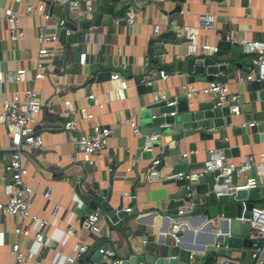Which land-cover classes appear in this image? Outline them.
Instances as JSON below:
<instances>
[{
    "label": "crops",
    "instance_id": "crops-1",
    "mask_svg": "<svg viewBox=\"0 0 264 264\" xmlns=\"http://www.w3.org/2000/svg\"><path fill=\"white\" fill-rule=\"evenodd\" d=\"M74 1H77L78 10H73L70 5L69 16L76 22L77 31L69 30L66 42L56 45V56L46 60L44 72L48 78L34 81L40 49L38 34L46 23L43 18L25 16L26 5H43L45 12L52 15L48 29L51 35L59 32L57 25L60 22H67V1L22 0V4H18L14 0H0L2 8L12 9L22 17L25 36L21 41H12L7 22L0 21V73L27 72V80L20 84H0V113L5 99L11 98L15 91L22 92L29 88H34L45 104L36 120V131L42 135L44 147L27 153L25 162L29 170L26 182L36 192L33 213L49 223L43 230L45 244L38 245L34 241L36 228L29 237H18L15 234L18 226H27L29 221H22L18 217L1 218L0 232L5 234V246L0 248V264H13L12 246L16 243L25 251H33L40 264H66L67 258L75 255L80 243L88 245L89 251L74 264H109L118 258L129 264L135 257L141 260L146 250L157 258L172 254L179 260V264H193L189 259L191 254H195L202 264L210 255H217L216 263L219 258L226 257L241 264H249V249L243 250L247 252L246 257L239 250L228 251L226 256L218 252H207L213 246L211 244L216 245V238L222 235V227L225 226L217 233L212 232L216 222L204 220L202 223L199 212L181 222L175 223L172 220L178 209L169 210L171 197L180 189L174 184L166 185L167 176L174 171L171 158L161 168V180L147 182L151 163L161 159V150H153L152 160H145L142 156L137 159L141 136L133 134L127 121L135 118L139 123L141 102L144 100L149 104L153 101L152 94H148L149 88L153 93L163 94L169 102L178 101L184 94V85L193 86L199 91L205 88L208 83L200 77L190 84L185 70L179 71L177 67L168 70L165 66H178L187 57L203 55V46H217L219 51L214 53L217 63H244L248 68V71L230 70L222 73V76L228 78L226 83L230 85L231 92L239 94L244 103L241 116L231 115L232 126L264 124V98L258 93L257 101H252L250 84H238V79L248 75L254 66L255 54L246 52L249 56L243 55L245 44L264 43V0H248L247 7L242 0H186L184 4H180V0L158 4L151 0H117L116 3H112V0ZM179 5L182 6L181 13L176 11ZM88 7L93 10L88 11ZM128 7L136 10L134 26L125 23ZM207 9L216 18L215 30L199 27V17ZM156 26L159 27V35L167 34L174 27L180 29L188 26L198 36L195 51L188 56L186 43L181 46L156 43L153 38ZM177 39V34L170 38L174 41ZM161 71L168 72L171 78L162 81L158 77ZM102 74H108V79L99 84L96 80ZM234 74H237L236 80ZM123 81L127 82L126 90L122 88ZM149 82L153 85L149 86ZM59 85L62 90L58 93ZM67 101L73 103L79 116L83 112L92 114V125L113 129L109 148L92 158V170L85 168L87 162L79 143L80 136L90 132L91 124L82 121L78 131L64 133L63 127L69 119L64 107ZM192 102L198 105L210 101L199 93ZM247 106L250 107L251 122L246 120ZM223 119L226 120L225 117ZM231 128L221 129L228 131L232 148L240 150L239 157L230 160L235 163H264V133L260 135L263 139L255 143L247 128L249 145H244L242 137L232 136ZM9 133L5 128H0V202L3 204L9 201V196L5 194L6 188L13 184L12 175L6 171L8 160L5 156L11 146ZM158 137L165 146L168 138ZM215 139L220 140L219 135ZM193 144L196 145L195 152L190 149ZM208 146L214 148V142H208ZM176 148H180L183 158L188 155L190 170L194 171L205 164L206 153L200 136L184 139L174 144L172 150ZM192 155L196 156L198 165L190 164ZM73 156L78 158L77 163L71 161ZM249 179H253L251 172L239 175L237 185L244 186ZM260 179L264 181V176ZM110 188L112 208L117 209L122 195H126L124 208L127 209L134 188L135 205L128 211L129 216L116 225L108 221L102 208L98 209L104 214L101 232L91 233L84 223L85 216L93 212L89 206L95 201L94 196H103ZM48 189L49 199L46 200L42 194ZM259 204L263 208L264 199ZM58 206L61 207L58 217H53L52 213ZM174 224H180L179 234L171 232ZM206 224H210L211 231ZM70 228L74 229V237L64 235L65 230ZM110 244L113 251H107L101 257L98 253L100 249ZM155 246H158L159 251ZM139 260L133 261V264H140Z\"/></svg>",
    "mask_w": 264,
    "mask_h": 264
},
{
    "label": "built area",
    "instance_id": "built-area-1",
    "mask_svg": "<svg viewBox=\"0 0 264 264\" xmlns=\"http://www.w3.org/2000/svg\"><path fill=\"white\" fill-rule=\"evenodd\" d=\"M72 5L73 10H78L77 1L66 0ZM152 3H166L168 0H151ZM18 4H22V0H14ZM65 2V3H67ZM64 4V3H63ZM88 11H92L93 8L88 7ZM25 16L31 18H43L46 25L39 30L38 41L40 43V49L37 58V69L34 76V81L45 80L48 75L45 74L46 60L52 59L58 53L56 47L57 44H61L59 33L62 31L69 35L70 31L66 27L67 22H60L57 25L55 34H49V23L52 21V15L49 12H45L44 6L26 5ZM0 21H6L9 26V35L12 41H21L25 38L22 29V17L18 12L12 9H4L0 6ZM215 16L206 10L205 14L199 17V27L204 30H215ZM125 23L128 26H134L136 23V10L129 7L127 10V17ZM177 37L182 40H186L187 54L191 56L195 51V42L197 40V34L192 31L188 26H184L177 31ZM159 36V27L154 28V39ZM245 52L255 54L254 69L246 75L244 78L238 79V84L264 82V43L252 42L246 43ZM203 52L213 51L217 53L219 48L217 46L209 47L203 46ZM158 77L162 81H167L171 78V75L166 71H161ZM27 80V72L21 70L18 72H5L0 73V84H20ZM149 86L153 85L152 82L148 83ZM122 88L127 89V82H122ZM183 93L186 95L189 101L192 102L194 97L199 93L205 95L210 102H212L215 108H228L232 116H241L244 111V103L239 94L232 93L230 85L218 81L209 82L205 88L201 91L197 90L193 86L184 85L182 87ZM62 87H57L59 93ZM169 106H175L176 102H169ZM44 102L38 97L34 88L25 89L22 92L15 91L11 98H7L2 102L3 110L0 113V128H5L10 133L11 146L8 149V154L5 156L8 160L6 171L12 175L13 184L7 186L5 194L9 196L7 204L0 202V219L7 217H18L22 221H29L27 226L21 225L15 229V234L18 237H29L31 231H34V241L38 245H44L46 236L43 230L48 226V221L40 218L33 213V198L36 195L35 190L26 182V178L29 175L28 165L25 162L26 154L31 150H40L44 147V140L41 134L36 131V120L41 114ZM65 111L69 116L68 121L65 123L63 130L64 133L71 134L78 131L82 121H87L90 125V132L83 133L80 136L79 143L85 147L83 152L85 162H92V158L101 155L110 146V140L113 135V129L109 127L92 125L94 116L92 114L82 113L79 116L78 112L74 109L73 103L67 101L64 103ZM100 108L103 106H99ZM174 115V114H172ZM135 136L140 137L141 129L139 123L135 118H131L127 121ZM250 127L254 126L253 123L249 124ZM159 142L158 136H152L146 139L144 145V152H152L153 145ZM206 161L205 164L189 174L180 173L177 175L170 174L167 176L170 180H188L190 182H196L201 176L209 175L215 171L219 172V177L225 178L224 186L227 190L221 195L234 196L237 191L242 189H254L258 187L255 179H249L244 186H232V175L237 176L251 172L253 168H256L257 176H264V163L255 164L252 161H246L244 163H235L229 159H226L223 153L218 156H213ZM184 158H188V155H184ZM71 161L78 162V158L73 156ZM160 160H153L146 176L147 182L161 180ZM189 193L183 198L184 205L181 206L176 216L172 220L177 223L187 218L193 217L199 209V197L195 194L192 188H187ZM50 189L46 190L42 197L46 200L49 199ZM60 206L56 207L52 213L53 217H58V211ZM131 211V210H129ZM104 219L102 211L96 210L88 213L85 216L84 223L87 225L91 233L100 234L101 224ZM251 226L250 240L253 241V247L250 249L249 264H264V209H255L252 213V218L249 221H243ZM173 234H179L181 232L180 224H174L171 228ZM66 237H74L75 232L73 228L67 229L64 232ZM5 246V234L0 232V248ZM216 248H219L217 246ZM89 251L88 245L80 243L77 246L75 255L67 258L66 264H74L82 256L86 255ZM101 254L107 252L100 249ZM12 254L14 256L13 264H40L37 260V256L33 251H25L19 243L12 246ZM193 264H202L198 261L195 254H191L189 257ZM123 259H114L109 264H125ZM217 264H241L236 260L227 259L226 257L219 258Z\"/></svg>",
    "mask_w": 264,
    "mask_h": 264
},
{
    "label": "water",
    "instance_id": "water-1",
    "mask_svg": "<svg viewBox=\"0 0 264 264\" xmlns=\"http://www.w3.org/2000/svg\"><path fill=\"white\" fill-rule=\"evenodd\" d=\"M117 0H112V3H116ZM212 2L216 0H211ZM186 0H180V4H184ZM243 4L247 7L248 0H242ZM129 8V7H128ZM127 8V10H128ZM65 10L67 14L66 27L69 30L77 31L76 22L70 18V3H65ZM177 12H182V6L179 5L176 9ZM91 24H88V26ZM179 30V27H174L167 34L159 35L154 41L159 44L181 46L186 43V40L177 39L170 40L174 37ZM60 42L64 44L66 42V32L62 31L60 36ZM245 52V51H244ZM245 57L249 56L246 52L243 54ZM213 51L204 52L203 55L198 57H187L181 61L178 66L176 64L172 66H165L166 69H175L179 71L185 70L186 75L189 77V83L196 82V78L200 77L201 80L209 82H222L226 83L228 78L222 76V73L227 71H248L244 63H217ZM216 56H220L217 54ZM254 69V66L252 70ZM234 79H237V74H234ZM104 79H108V74H102L97 78V83H103ZM249 90L252 92L251 100L257 101L258 93L260 97L264 98V82H253L250 84ZM148 94H152V103L147 104L144 100L141 102V111L138 114V121L141 130V139L139 141V150L136 154L137 159L141 156L145 160L153 159L152 152H143L146 139L152 136H161L168 138L165 140L166 144L163 146V142L159 141L153 145V150L160 149V170L163 168L167 159L171 158L174 171L172 174L177 175L185 173L186 175L192 172L189 167V160L183 158L180 154V148L172 150L174 144L180 143L184 139L200 136V140L204 143V150L206 153V161L213 156H218L223 153L226 159L237 158L240 155L238 148H232L229 140V133L226 130H221L224 127H232L231 133L234 138L242 137L243 144L249 145V139L247 136V128L255 143H259L263 139L264 124H254L243 127L232 126L233 118L228 108H215L212 102H204L195 105L189 101L185 94H182L175 106H169V101L166 100L161 93H153L152 89H148ZM245 112L248 114L247 122H251L250 107L247 106ZM174 114V115H172ZM226 118V120L223 119ZM166 126L167 128H161ZM153 128V129H152ZM219 135L220 140L215 139V136ZM222 140H226L223 142ZM214 142V148L208 146V142ZM81 151H85V147L80 144ZM190 149L195 152L196 145L193 144ZM190 164L198 165L196 156L192 155L190 158ZM87 170H92V166L89 162L85 163ZM252 177L256 180L258 187L248 190L242 189L236 192L232 196L221 195L227 190L224 186L225 178L219 177V172L215 171L209 175L201 176L198 181L190 182L188 180H170L166 182V185H176L180 191L171 197V204L169 210H177L184 205L183 198L189 193L187 188H192L195 194L199 197V214L202 215V223L206 221L216 222V228L212 232H219L220 228H224L222 235L216 238V245L211 244L207 249L208 253L218 252L222 256L228 255V251L244 249H251L253 247V241L250 240L251 226L243 221H249L252 218V213L256 209L258 203L264 199V181L257 176L256 168H253ZM237 185V174L232 175V186ZM122 195L120 204L117 209L112 208L110 201L112 199V188L103 196H94L93 202H91L89 208L96 211L102 208L106 218L112 224H118L120 221L126 219L129 216V210H132L135 205L136 190H131L129 197L132 198L131 203L124 208V197ZM168 216V215H167ZM203 225V224H200ZM209 226L208 224H206ZM199 226V225H198ZM218 227V228H217ZM211 231L210 226L208 227ZM183 235V234H180ZM219 246V248H216ZM159 251L158 246H155ZM218 249V250H217ZM104 251H113L111 244L103 248ZM101 257L104 254L98 252ZM247 256V252L243 251V257ZM138 258H133L129 264H133V261H138ZM140 264H179V260L174 258L172 254L163 258H157L150 254L149 251H144L142 259L139 260Z\"/></svg>",
    "mask_w": 264,
    "mask_h": 264
},
{
    "label": "trees",
    "instance_id": "trees-1",
    "mask_svg": "<svg viewBox=\"0 0 264 264\" xmlns=\"http://www.w3.org/2000/svg\"><path fill=\"white\" fill-rule=\"evenodd\" d=\"M216 258H217V255L207 256V258H206V260H204L203 264H217Z\"/></svg>",
    "mask_w": 264,
    "mask_h": 264
},
{
    "label": "rangeland",
    "instance_id": "rangeland-1",
    "mask_svg": "<svg viewBox=\"0 0 264 264\" xmlns=\"http://www.w3.org/2000/svg\"><path fill=\"white\" fill-rule=\"evenodd\" d=\"M256 209H264V207L262 208V206L258 203Z\"/></svg>",
    "mask_w": 264,
    "mask_h": 264
}]
</instances>
